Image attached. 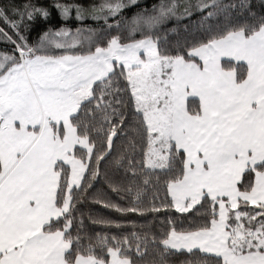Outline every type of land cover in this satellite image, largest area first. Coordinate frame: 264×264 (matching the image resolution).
Instances as JSON below:
<instances>
[{
  "label": "snow or ice",
  "instance_id": "6c2138e0",
  "mask_svg": "<svg viewBox=\"0 0 264 264\" xmlns=\"http://www.w3.org/2000/svg\"><path fill=\"white\" fill-rule=\"evenodd\" d=\"M135 3L57 0L81 23L32 41L26 20L49 8L0 5L12 31L0 27V38L14 46L0 51V264H264V12L250 0H160L125 17ZM173 17L194 27L167 46L159 26ZM122 137L117 171L126 161L130 183L142 177L165 200L145 206L138 186L130 206L97 202L122 215L187 216L131 239L85 233L76 204Z\"/></svg>",
  "mask_w": 264,
  "mask_h": 264
},
{
  "label": "trees",
  "instance_id": "16d2710c",
  "mask_svg": "<svg viewBox=\"0 0 264 264\" xmlns=\"http://www.w3.org/2000/svg\"><path fill=\"white\" fill-rule=\"evenodd\" d=\"M13 3L21 10H23L25 4H35L37 6H44L49 8L50 15L47 19L37 16L34 21H27L30 25L27 32L25 33L29 39L32 41L37 39L40 32L47 30L49 27L53 29H58L61 25H67L68 27L75 29L81 22L75 20V13L73 11L72 15L65 19L61 16L60 11L55 7L57 0H0V5L7 3ZM60 3H79L85 6L91 5L93 3H100L101 0H59ZM197 0H179V3H193L195 4ZM233 2V0H222V3ZM239 3V0H235ZM160 0H136L135 4H129L126 8L122 10L125 17H131L134 13L142 9L151 10L154 4H159ZM253 9L257 12H264V6H262L261 0H250ZM198 13H193L191 20H196ZM189 18L177 19L175 17L169 19L164 24L160 25L159 35L162 39L167 41V46L173 45L177 40L183 42L186 38L190 36L193 30V25L190 23ZM103 22H97L91 18H86L82 24L90 25L92 27H98L99 24ZM185 25H188L187 30ZM0 27H4L5 31L12 34V31L0 21ZM175 31H171V29ZM23 31V28L21 29ZM14 47L10 42L3 41L0 42V49L4 51H9ZM127 144V138L122 137L117 140L116 149L113 153V157L109 158L101 166V175L99 178L93 180L94 187L90 188L88 191L83 193L78 199L76 204L77 226L81 227L83 232L94 234V233H107L109 235L125 236L128 235L131 239L130 234L132 232L143 233L145 231L159 232L162 227L163 221L167 219L168 216L175 218L186 217L187 214H180L175 208L163 209L161 208V213H166V215H153L151 213L145 214L143 216L139 214H128L122 215L112 208L106 207L104 204L98 203V199L104 201L115 203L121 206H130V200L132 196L136 194L137 187L145 188L142 184V177L138 178L136 183H130L132 181L131 174H125V168L127 167V162L119 168L117 171L116 166L112 161L119 155L123 147ZM136 161L142 160V154L137 150L135 156ZM137 168L143 167L141 163L136 164ZM155 177H153V181ZM109 183L115 184L118 187V191H113L109 187ZM132 187L133 191L129 193L127 191L128 187ZM166 189L157 190L153 185H149L145 188L142 199L145 206L151 208L153 206L154 197H158L155 200V204L158 206L161 201L165 200ZM170 199V197H168ZM252 207V206H250ZM191 211V210H190ZM203 213V210H200ZM115 220L122 221L123 223L118 228L115 225H107L104 223H99L102 220ZM192 219L199 222L200 217H197L195 213L192 215ZM82 221V225L80 224ZM172 264H180V261L184 257L172 256L169 258Z\"/></svg>",
  "mask_w": 264,
  "mask_h": 264
},
{
  "label": "rangeland",
  "instance_id": "374dc122",
  "mask_svg": "<svg viewBox=\"0 0 264 264\" xmlns=\"http://www.w3.org/2000/svg\"><path fill=\"white\" fill-rule=\"evenodd\" d=\"M3 41H5V40H3L2 38H0V42H3ZM10 51V50H9Z\"/></svg>",
  "mask_w": 264,
  "mask_h": 264
},
{
  "label": "crops",
  "instance_id": "0c3cea01",
  "mask_svg": "<svg viewBox=\"0 0 264 264\" xmlns=\"http://www.w3.org/2000/svg\"><path fill=\"white\" fill-rule=\"evenodd\" d=\"M0 51H4L3 49H0Z\"/></svg>",
  "mask_w": 264,
  "mask_h": 264
}]
</instances>
